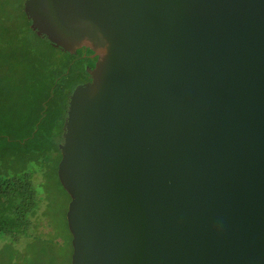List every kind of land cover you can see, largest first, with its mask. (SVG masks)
<instances>
[{
	"label": "water",
	"instance_id": "obj_1",
	"mask_svg": "<svg viewBox=\"0 0 264 264\" xmlns=\"http://www.w3.org/2000/svg\"><path fill=\"white\" fill-rule=\"evenodd\" d=\"M98 56L57 175L71 264H264V0H25Z\"/></svg>",
	"mask_w": 264,
	"mask_h": 264
},
{
	"label": "trees",
	"instance_id": "obj_2",
	"mask_svg": "<svg viewBox=\"0 0 264 264\" xmlns=\"http://www.w3.org/2000/svg\"><path fill=\"white\" fill-rule=\"evenodd\" d=\"M24 1L0 0V32L5 29L4 21L12 15L8 10L13 5L15 8L11 10L16 11L14 17L25 16L28 21L26 27L37 33L24 10ZM75 86L69 90L62 87L59 90L61 96L55 92L54 96L45 99L43 103L53 99L52 106L48 104V117L45 119L42 114L37 126L29 128L23 137L0 135V264H71L73 247L66 220L68 203L64 211L66 232L51 239L48 236L51 219L46 213L49 198L42 190L46 182L40 173L57 154V175L61 158L59 143L62 141L69 96ZM55 88L56 85L53 90ZM46 110V107L43 108L44 112ZM56 112L59 115L56 116ZM13 154L18 160L14 161ZM8 253H11L10 258Z\"/></svg>",
	"mask_w": 264,
	"mask_h": 264
},
{
	"label": "rangeland",
	"instance_id": "obj_3",
	"mask_svg": "<svg viewBox=\"0 0 264 264\" xmlns=\"http://www.w3.org/2000/svg\"><path fill=\"white\" fill-rule=\"evenodd\" d=\"M10 8L15 7L10 5ZM11 9L8 13L12 15L4 21L5 29L0 32V135L23 137L29 128L37 126L42 114L45 119L48 117V104L52 106L53 99L43 101L50 95L54 96L55 92L61 96L59 90L62 87L69 90L73 85L86 82L89 79V66L82 56L84 49L76 53L58 51L61 57L58 61L54 51L44 47L37 37L30 36L34 31L26 29L23 24L25 16L14 17L16 11ZM55 61L56 65H61L60 69H52ZM45 107L46 112L43 111ZM55 114L59 115L58 112ZM56 158L57 154H54V159L40 173L46 182L42 190L49 198L46 213L51 219V229L48 230L51 239L66 232L64 211L70 200L57 178ZM13 159L18 160L16 154H13ZM10 256L11 253H8V258Z\"/></svg>",
	"mask_w": 264,
	"mask_h": 264
},
{
	"label": "crops",
	"instance_id": "obj_4",
	"mask_svg": "<svg viewBox=\"0 0 264 264\" xmlns=\"http://www.w3.org/2000/svg\"><path fill=\"white\" fill-rule=\"evenodd\" d=\"M18 24H21V22L18 23ZM23 24H24L25 26H27L28 21H27L26 18L24 19ZM26 29H28V28L26 27ZM30 36L35 37V38L37 37V38L40 40V43H41L44 47H48L49 49H51L52 51H54V55H55L56 58H58V61L61 60V57H59L60 54H59L58 51H64V50H61L59 47L54 46V45L51 44L47 39H45L44 37H42L41 35H39V34H37V33H35V32H32ZM1 47H2V44L0 45V48H1ZM55 52H56V53L58 52V54H55ZM56 62H57V61H55V62L53 63V65H52V69H53V70H55L56 68L60 69V67H61V65H56ZM62 74H64V73H62ZM80 75H81V72H80Z\"/></svg>",
	"mask_w": 264,
	"mask_h": 264
},
{
	"label": "flooded vegetation",
	"instance_id": "obj_5",
	"mask_svg": "<svg viewBox=\"0 0 264 264\" xmlns=\"http://www.w3.org/2000/svg\"><path fill=\"white\" fill-rule=\"evenodd\" d=\"M81 49H84V52H83L82 56H83V59L87 62V65L89 66V69L94 68V66L96 64V61L98 60V56L94 55L95 54L94 52H90V50H89L90 48L83 47ZM84 75H85V72H84ZM88 80H90V75H89V79ZM88 80H86V81H88Z\"/></svg>",
	"mask_w": 264,
	"mask_h": 264
}]
</instances>
